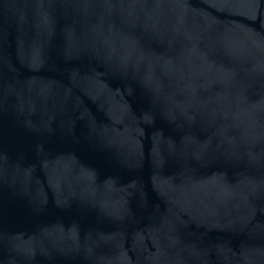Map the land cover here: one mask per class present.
<instances>
[{
    "label": "water",
    "instance_id": "obj_1",
    "mask_svg": "<svg viewBox=\"0 0 264 264\" xmlns=\"http://www.w3.org/2000/svg\"><path fill=\"white\" fill-rule=\"evenodd\" d=\"M0 264H264V0H0Z\"/></svg>",
    "mask_w": 264,
    "mask_h": 264
}]
</instances>
